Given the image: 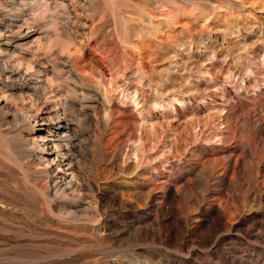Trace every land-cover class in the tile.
Listing matches in <instances>:
<instances>
[{
	"label": "rangeland",
	"instance_id": "1",
	"mask_svg": "<svg viewBox=\"0 0 264 264\" xmlns=\"http://www.w3.org/2000/svg\"><path fill=\"white\" fill-rule=\"evenodd\" d=\"M14 1L89 136L65 191L0 126V264H264V0Z\"/></svg>",
	"mask_w": 264,
	"mask_h": 264
},
{
	"label": "bare ground",
	"instance_id": "2",
	"mask_svg": "<svg viewBox=\"0 0 264 264\" xmlns=\"http://www.w3.org/2000/svg\"><path fill=\"white\" fill-rule=\"evenodd\" d=\"M13 3L16 2L10 0L0 4H4L5 9L8 4L13 6ZM29 29L17 16L0 17V126L8 134L12 131L9 130V121H14L13 130L21 138L30 137V157L38 165L36 168L45 171L57 189L72 191L75 186L78 187L72 180L75 162L83 157L79 151L80 137L89 136V133L82 134L67 118L58 92L51 86V82L56 80L52 73L56 71L52 69L48 75L50 70H47L48 65L43 60L45 55L38 53L37 46L42 41L31 38L33 32ZM29 54L30 57H27ZM72 66L69 64L67 73L75 71ZM83 92L85 103L80 105V109L83 108L84 115L89 116L87 111L94 106L95 93L91 94L89 90Z\"/></svg>",
	"mask_w": 264,
	"mask_h": 264
}]
</instances>
